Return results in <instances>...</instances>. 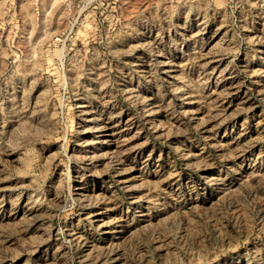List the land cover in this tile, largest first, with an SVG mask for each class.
I'll use <instances>...</instances> for the list:
<instances>
[{
  "label": "rangeland",
  "instance_id": "obj_1",
  "mask_svg": "<svg viewBox=\"0 0 264 264\" xmlns=\"http://www.w3.org/2000/svg\"><path fill=\"white\" fill-rule=\"evenodd\" d=\"M0 264H264V0H0Z\"/></svg>",
  "mask_w": 264,
  "mask_h": 264
},
{
  "label": "bare ground",
  "instance_id": "obj_2",
  "mask_svg": "<svg viewBox=\"0 0 264 264\" xmlns=\"http://www.w3.org/2000/svg\"><path fill=\"white\" fill-rule=\"evenodd\" d=\"M94 121H95V122L97 121V124H98V125L100 124L98 118H95ZM103 133H104V131H103Z\"/></svg>",
  "mask_w": 264,
  "mask_h": 264
}]
</instances>
